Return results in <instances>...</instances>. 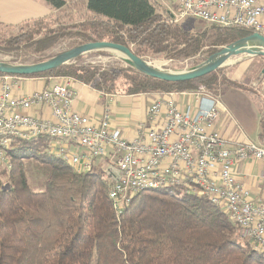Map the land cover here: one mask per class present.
I'll return each mask as SVG.
<instances>
[{
    "label": "trees",
    "instance_id": "obj_1",
    "mask_svg": "<svg viewBox=\"0 0 264 264\" xmlns=\"http://www.w3.org/2000/svg\"><path fill=\"white\" fill-rule=\"evenodd\" d=\"M45 1L58 10L67 4ZM83 6L81 18L71 25L51 21L50 16L16 26L0 23V45L40 53L64 38L77 37L73 47L105 39L130 47L138 56L186 58L205 46L210 55L253 33L213 24L190 31L172 21L157 0H84ZM15 29L20 32L13 34ZM49 76L70 77L118 94L195 91L200 86L214 94L230 86L253 91L222 73L170 83L127 64L105 68L72 63L22 77ZM259 139L264 143V117ZM50 141L13 138L7 150L11 168H0V264H264V253L236 238L235 227L218 206L177 188L140 191L116 215L105 173L74 171L49 153ZM28 165L44 177L40 190L28 182Z\"/></svg>",
    "mask_w": 264,
    "mask_h": 264
},
{
    "label": "built area",
    "instance_id": "obj_2",
    "mask_svg": "<svg viewBox=\"0 0 264 264\" xmlns=\"http://www.w3.org/2000/svg\"><path fill=\"white\" fill-rule=\"evenodd\" d=\"M169 1L178 13L172 19L193 17L264 37V0ZM23 78L0 74V167L11 168L7 150L13 138L48 137L49 153L78 173L92 171L96 159L104 160L101 172L110 180L108 197L116 215L140 191L177 188L218 206L237 237L264 253V185L253 197L235 174L238 164L250 160L264 167V143H231L215 130L219 93L200 86L181 91L195 98L182 105L172 95L165 103L151 100L146 120L128 139L112 125L108 113L91 118L72 109V78L60 77L51 87L17 93ZM33 107L47 109L50 115L29 112Z\"/></svg>",
    "mask_w": 264,
    "mask_h": 264
},
{
    "label": "crops",
    "instance_id": "obj_3",
    "mask_svg": "<svg viewBox=\"0 0 264 264\" xmlns=\"http://www.w3.org/2000/svg\"><path fill=\"white\" fill-rule=\"evenodd\" d=\"M55 10L58 9L51 7L45 0H0V23L16 26L28 20L52 16ZM59 81L60 76L24 77L20 90L16 92L41 90ZM249 87L253 91L230 86L219 94V117L215 130L231 143L260 141V120L264 117V85L258 90L255 85ZM72 88L73 110L91 118L108 113L112 125L119 127L128 139L134 138L136 126L146 120L147 107L151 100L157 99L165 103L172 95L173 100L182 105L195 99L193 95L181 91L144 94L105 93L75 80L72 82ZM29 112L44 117L50 115L47 109L40 107H33ZM103 164V159H96L93 170L101 171ZM235 174L253 197H258L262 193L264 167L260 162L250 160L238 164Z\"/></svg>",
    "mask_w": 264,
    "mask_h": 264
},
{
    "label": "rangeland",
    "instance_id": "obj_4",
    "mask_svg": "<svg viewBox=\"0 0 264 264\" xmlns=\"http://www.w3.org/2000/svg\"><path fill=\"white\" fill-rule=\"evenodd\" d=\"M83 1L84 0H66L67 4L62 8V10H55L49 19L51 21L56 20L58 21L57 23H63L68 25L76 23L78 21V18H81V15L83 13ZM157 1L163 7H165V9H167L171 15H178L177 10H175L174 6L169 0ZM68 19L70 21H67ZM172 21L179 23L185 29L194 32L202 30L205 27H209L210 25L200 19L193 17H184L179 18L178 20L172 19ZM56 25L57 24H49V28H54ZM23 30H27V28H24ZM19 32L20 29L13 30V34H17ZM78 40L79 39L77 37L64 38L63 40L56 42L51 47L40 53H34L30 49H27L23 46L14 49L10 48L12 46L4 47L5 45H0V60L14 63H33L42 61L51 56H54L59 52L72 48V44L74 42H77ZM253 48L254 46H251L247 49L250 51H254ZM208 49L209 46H205L202 49V52L186 58H164L162 56L149 55H143L141 57L150 60L152 64L156 66L163 67L168 70H184L193 67L194 65L203 61L208 56ZM72 63L99 65L105 68L117 67L122 64L126 65L116 52L109 50H97L88 52L86 54L81 55L75 60V62ZM217 73H222L229 80L231 79L237 81L246 87L255 85L257 86L258 90L259 87L264 85V58L258 56L244 57V55L234 56L230 59L229 63L220 68ZM26 176L28 182L34 188V190L41 189V184L43 183L44 177L36 174L31 165H28L26 167ZM236 238L240 241L245 242L244 240H241L239 237H237V235Z\"/></svg>",
    "mask_w": 264,
    "mask_h": 264
},
{
    "label": "water",
    "instance_id": "obj_5",
    "mask_svg": "<svg viewBox=\"0 0 264 264\" xmlns=\"http://www.w3.org/2000/svg\"><path fill=\"white\" fill-rule=\"evenodd\" d=\"M260 46L261 50L250 56H264V37L258 33H251L229 44L223 45L208 55L203 61L190 67L186 71H171L152 64L150 60L136 55L132 49L122 43L99 40L81 43L64 50L45 60L33 63H14L0 60V74L31 76L45 73L64 65L71 64L80 55L97 50H109L121 54V60L138 72L161 81L170 83H185L197 81L215 74L227 65L230 59L251 46Z\"/></svg>",
    "mask_w": 264,
    "mask_h": 264
},
{
    "label": "bare ground",
    "instance_id": "obj_6",
    "mask_svg": "<svg viewBox=\"0 0 264 264\" xmlns=\"http://www.w3.org/2000/svg\"><path fill=\"white\" fill-rule=\"evenodd\" d=\"M253 49H254V51H250V50H248L247 48H245V49L242 50L241 53L237 54L236 56L244 55V57H245V56L249 57V56L252 55L253 53H256L257 51L261 50V47L258 46V45H256V46H254ZM116 53L118 54L119 57H122L121 54H119L118 52H116ZM245 54H246V55H245ZM80 56H81V55H80ZM80 56H79V57H80ZM79 57H78V58H79ZM76 59H77V58H76ZM76 59H75V60H76ZM75 60H73V61H71V62H74ZM187 69H189V68H187ZM187 69H184V70H183V69H182V70H171V69H169V70H171V71H186Z\"/></svg>",
    "mask_w": 264,
    "mask_h": 264
}]
</instances>
